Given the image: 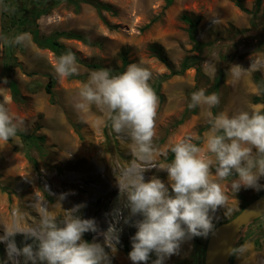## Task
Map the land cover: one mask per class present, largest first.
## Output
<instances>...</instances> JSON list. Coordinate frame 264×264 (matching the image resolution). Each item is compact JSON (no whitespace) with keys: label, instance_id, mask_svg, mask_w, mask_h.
<instances>
[{"label":"rangeland","instance_id":"1","mask_svg":"<svg viewBox=\"0 0 264 264\" xmlns=\"http://www.w3.org/2000/svg\"><path fill=\"white\" fill-rule=\"evenodd\" d=\"M100 1L108 4L111 10H99L93 3L82 0H49V4L41 7L46 11L35 16L38 19L43 14L38 19L42 36L56 31H75L90 41L59 38L69 48L67 52L75 54L79 70L75 77L61 79L54 68L58 56L50 49H37L34 54H28L25 47L5 42L22 33L12 28L9 16L18 8L17 0H4L9 15L3 17V45L10 58L5 57L0 104L23 121L20 129L44 136V148L42 151L31 149L36 160L34 164L26 157L27 146L21 137L16 136L6 145L0 142V236L4 235L5 227L11 226L13 213L21 217V226L27 227L39 224L45 211L62 221L67 210L83 205L78 214L82 218H94L99 229L105 231L113 222L114 210L120 208L122 218L116 224L121 229L117 252L113 255L107 247L105 250L109 252L111 264H133L128 254L132 249L130 238L137 229L132 221L142 217L134 216L128 224L124 223L123 217L129 215V209L124 207L126 198L120 195L119 182L125 170L143 164L133 155L130 138L112 130L104 111L96 105H91L86 113L74 109L79 99L78 91L94 70L108 69L114 76L123 73L130 64L146 67L153 73L149 84L158 96L154 162L158 166L170 163L174 159L171 146L188 136L204 149V138L210 130L209 112L212 117L221 112L232 116L241 111H260L264 107L263 102L256 100L261 92L254 81L256 73L264 79V0L256 16L243 11L235 0ZM255 1L241 0L249 10L254 9ZM24 3L30 7L28 0ZM183 14L199 18V38L212 42L201 61L204 77H200L197 90L204 89L206 95L215 93L220 97V103L212 108L206 105L188 107L190 92L197 82L195 67L164 80L159 91L154 86L163 75L178 70L185 57L198 54L192 50ZM154 47L164 61L154 54ZM22 60L24 65L18 67V61ZM87 63L101 67L94 68ZM16 66L14 76L20 95L14 98L8 80ZM220 67L225 77L215 90ZM237 70L242 73L238 79L233 75ZM51 81L53 98L46 91ZM209 158H212L210 154ZM143 176L145 182L159 178L170 189L166 170L151 168ZM232 179L234 177L221 181L228 200L225 208L216 212L217 221L232 218L243 204L264 192V189L241 187L234 194L229 187ZM259 183L264 184V177ZM62 193L69 194L58 200ZM241 234L232 252L234 258L249 241L252 248L246 257L251 256L258 260L257 264H264V216L242 228ZM94 237L103 244V236L94 232H86L82 238L93 242ZM207 239L187 240L177 254L165 259L164 264H204L203 249ZM14 240L18 248L33 243L32 239L25 240L22 233H17ZM150 255L152 258L147 264L156 259L155 253ZM18 259L24 264L23 256ZM0 264H12L5 241H0ZM230 264L242 262L238 257Z\"/></svg>","mask_w":264,"mask_h":264},{"label":"clouds","instance_id":"2","mask_svg":"<svg viewBox=\"0 0 264 264\" xmlns=\"http://www.w3.org/2000/svg\"><path fill=\"white\" fill-rule=\"evenodd\" d=\"M28 39V34L22 33L5 42L19 45ZM54 68L61 79L77 75L75 54H62ZM241 74L239 70L233 73L237 79ZM152 75L148 68L138 64H130L123 73L114 76L108 69L94 70L79 89V99L73 105L78 113H86L91 105L104 111L112 130L130 138L133 155L143 164L125 170L119 182L120 195L126 198L124 207L129 209V215L123 217L124 223L128 224L131 217H142L132 221L137 229L130 238L132 249L128 254L133 264H147L152 253L156 255L152 264H164L187 240L215 235V214L225 208L228 200L221 181L234 177L229 185L234 194L241 187L264 189V184L259 183L264 177V112L257 110L232 116L221 112L215 117L209 112L210 130L204 138V149L188 136L171 146L174 159L170 163L158 166L154 162L158 96L149 84ZM219 103L217 94L206 95L201 89L192 93L188 107L212 108ZM22 123L0 104V142L6 145L14 139ZM151 168L166 170L171 192L159 178L145 182L143 173ZM68 194H60L58 200ZM82 206L67 210L62 221L45 211L39 224L27 227L21 226V217L13 213L11 226L5 227L4 235L0 236V241L7 242L8 260L20 264L18 258L23 256L24 264L29 261L31 264H111L105 247L113 255L117 252L121 229L116 224L122 218V211L115 209L113 222L101 231L94 218H82L78 214ZM86 232L103 236V244L95 237L93 242L85 241L82 237ZM17 233L33 243L18 248L14 240ZM246 249L247 245H243L239 251Z\"/></svg>","mask_w":264,"mask_h":264},{"label":"trees","instance_id":"3","mask_svg":"<svg viewBox=\"0 0 264 264\" xmlns=\"http://www.w3.org/2000/svg\"><path fill=\"white\" fill-rule=\"evenodd\" d=\"M57 2L61 1V0H56ZM71 1V0H69ZM82 1H86L89 3H93L99 10L101 9H106V10H111V7L100 1V0H82ZM169 1V0H168ZM235 2L238 4V6L246 12L252 13L253 16H256L258 14V12L260 11V6L262 3V0H256L255 4H254V9L253 10H249L242 2L241 0H235ZM45 4V3H43ZM42 9V8H41ZM34 9V12H32L30 15H28L27 17L23 18V16L18 18V24L17 25H28V24H32L33 22H35V16L38 15L39 13H41L42 11H46V9ZM5 10H7V7L5 5ZM5 11H4V16H5ZM183 20L188 24V36L191 40V42L193 43V47L192 50L194 52H197L198 54H194V55H190L184 58V60L181 63V66L178 70H173L171 71L170 74H165L163 75L161 78H159L157 80V82L154 84V86H156L157 91L160 90L161 84L164 80L168 79L169 77L176 75V74H180L185 72L187 69L191 68V67H195L196 68V85L195 87L192 89V91L190 92L191 95L192 93L196 92L199 87H200V77H204V72H203V68H202V64L201 61L203 59V55L206 54V52L209 51L212 42L210 41H203L199 38V26H200V19L199 18H194L190 15L187 14H183L182 15ZM16 19V16L13 18ZM12 19V21H13ZM13 23V22H11ZM18 26V27H19ZM5 29V25L3 23V30ZM33 36H34V41L42 48H48L51 51H53L58 58L65 52H67L69 50L68 47H66L63 43H61L59 41L60 37H66V38H74V39H79L84 41L85 43H90L89 39L83 35L82 33L79 32H74V31H56L55 33L49 35V36H42L39 34V31L37 29H33L32 30ZM153 52L155 55L159 56L160 59H162L163 61L165 60V58L160 54V51L157 48H153ZM5 57L9 60L10 55L5 53ZM224 58V56L222 57ZM224 61V59L222 60ZM88 66L94 67V68H98L101 67V65L99 64H91V63H87ZM75 77V75L73 76H69V78H73ZM225 74H224V69L222 67H220L219 69V73L216 79H218L217 83H215L214 85V89L217 90L219 87V83H221L224 80ZM254 81L255 83L258 85L259 90L261 92V96H257L256 100L258 102H263L264 104V79L261 76V74L256 73L254 75ZM8 85L10 86L12 95L14 98L19 97L20 95V89L19 86L17 84V82L15 80H13L12 78H10L8 80ZM46 91L48 93H50V95L53 98V90H52V81L49 82V84L46 85ZM159 93V92H157ZM261 112H264V107L260 110ZM109 124L110 121H109ZM16 136H19L23 139L25 145L27 146V149L25 151L26 157L28 159H30L34 164H36V160L35 158L31 155V149L36 148L38 151H42L43 150V142H44V136L42 135H36V134H28L27 132H25L24 130L20 129L17 133ZM9 142H13V139H10ZM264 192H261L259 194H257L256 197L260 196L261 194H263ZM255 197V198H256ZM250 201H248L247 203L243 204L241 206V209L248 204ZM240 209V210H241ZM239 212V211H238ZM237 212V213H238ZM236 213V214H237ZM235 214V215H236ZM234 215V216H235ZM226 221V220H224ZM221 222L223 221H217L214 220L215 225H219ZM203 253H205V245H204V249H203ZM152 258V255H150V259ZM149 259V260H150Z\"/></svg>","mask_w":264,"mask_h":264},{"label":"water","instance_id":"4","mask_svg":"<svg viewBox=\"0 0 264 264\" xmlns=\"http://www.w3.org/2000/svg\"><path fill=\"white\" fill-rule=\"evenodd\" d=\"M4 0H0V37H3ZM6 70L5 49L0 39V80ZM264 216V193L251 200L235 216L216 226L205 244L204 264H229L241 229Z\"/></svg>","mask_w":264,"mask_h":264},{"label":"crops","instance_id":"5","mask_svg":"<svg viewBox=\"0 0 264 264\" xmlns=\"http://www.w3.org/2000/svg\"><path fill=\"white\" fill-rule=\"evenodd\" d=\"M33 11H31V12H19L18 13V15L16 16V19H13V23H12V28L13 29H15V30H17V31H20L21 33H27L28 34V37H29V39L27 40V41H25L23 44H19V46L20 47H25L26 49L25 50H27V52H28V54H34V52L35 51H37V49H45V48H42V47H40L35 41H34V36H33V33H32V30L33 29H37L38 31H39V34L41 35L42 33L40 32V28H39V24H38V19L43 15V14H40V17L38 18V19H35V22H33L32 24H28V25H17L18 23V18L19 17H21V16H23V18H25V17H27L28 15H30L31 13H32ZM19 26V27H18ZM75 32V31H74ZM80 33V32H79ZM16 34V33H15ZM45 36H49V35H45ZM59 41L61 42V43H63L65 46H66V44L62 41V40H60L59 39ZM46 49H48V48H46ZM24 65V63H23V60L22 61H18V67H20V66H23ZM14 68V67H13ZM15 71H17V66L14 68V70H13V74H12V79L13 80H15L16 82H17V84H18V81H17V79L15 78V76H14V73H15ZM19 86V85H18ZM243 234V233H242ZM241 234V235H242ZM238 242V241H237ZM236 245H237V243H236ZM236 245H235V247L234 248H236ZM245 245H247V249L245 250V251H243V252H241L240 253V251H239V253H238V255H236L235 256V258H234V254H232L231 255V259H230V261L231 260H233V259H236V260H238V257H239V262L241 261L242 262V264H257V263H259L258 262V260H254L251 256H248V257H246V253H248L249 251H251V248H252V246H251V243L248 241ZM262 258L264 259V254L262 255ZM230 264V263H229Z\"/></svg>","mask_w":264,"mask_h":264},{"label":"flooded vegetation","instance_id":"6","mask_svg":"<svg viewBox=\"0 0 264 264\" xmlns=\"http://www.w3.org/2000/svg\"><path fill=\"white\" fill-rule=\"evenodd\" d=\"M17 3H18V8L17 9L14 8V10L11 12L10 15L5 10V5H4L5 14L9 15L10 19H13L15 16H17L20 11L26 13V12H31V11L34 12V9H41L43 3L49 4V0H28L30 7H26L24 0H17Z\"/></svg>","mask_w":264,"mask_h":264}]
</instances>
